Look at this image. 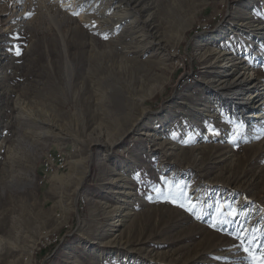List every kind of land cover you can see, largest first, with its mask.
<instances>
[{
	"label": "rangeland",
	"instance_id": "rangeland-1",
	"mask_svg": "<svg viewBox=\"0 0 264 264\" xmlns=\"http://www.w3.org/2000/svg\"><path fill=\"white\" fill-rule=\"evenodd\" d=\"M131 1L103 26L0 0V264H261L264 121L198 115L229 58L264 90V0Z\"/></svg>",
	"mask_w": 264,
	"mask_h": 264
},
{
	"label": "bare ground",
	"instance_id": "bare-ground-1",
	"mask_svg": "<svg viewBox=\"0 0 264 264\" xmlns=\"http://www.w3.org/2000/svg\"><path fill=\"white\" fill-rule=\"evenodd\" d=\"M97 3L96 0H11L8 5V12L10 19L17 21L24 16L22 14L17 15L21 7L24 8L22 11H25V8L35 5L47 11L54 8L59 13H65V16L68 18L78 17V19H86L92 22L95 20L96 23H100L103 26L112 24L121 26L131 18L135 20L140 14L132 6L131 0H101L100 4L97 5ZM91 4H93V7L96 6L99 11L98 13H100L96 19H93L88 14V9L84 10V6L89 7ZM74 13L78 14L74 15ZM50 18L53 19L51 13ZM224 37L221 33L215 34L209 37V39L219 42ZM222 68L223 76L218 81H212L210 85L205 87L207 99L211 100V106L204 103L198 117L207 115L211 117L215 115L217 120H221L219 114H225L231 122L237 120L242 125L244 123L250 124L249 129L251 130L255 127L254 124L264 121V90L259 87L257 71L253 69L240 71L231 58L226 61ZM190 76L191 72L186 75L188 81L196 80V78ZM255 98L258 100L254 101ZM161 127L159 135L166 129V121H162ZM203 136L210 141L226 140L227 138L224 132L215 131L210 127L206 128ZM107 146L109 148L111 144H107ZM68 163L69 156L67 152L59 150L56 153L50 154L43 161L40 170L42 182L48 179L54 172L66 168Z\"/></svg>",
	"mask_w": 264,
	"mask_h": 264
},
{
	"label": "snow or ice",
	"instance_id": "snow-or-ice-1",
	"mask_svg": "<svg viewBox=\"0 0 264 264\" xmlns=\"http://www.w3.org/2000/svg\"><path fill=\"white\" fill-rule=\"evenodd\" d=\"M75 14H78V13H74V15H75ZM104 38H105V39H107V37H106V36H105ZM16 54H17V55H19V54H20V52H19V51H17V52H16ZM193 207H194V206H193ZM189 210H190V211H192L193 209H192V208H190ZM261 247H262V249H264V245H262ZM245 251H249V250H248V249H245ZM261 264H264V256H262Z\"/></svg>",
	"mask_w": 264,
	"mask_h": 264
},
{
	"label": "trees",
	"instance_id": "trees-1",
	"mask_svg": "<svg viewBox=\"0 0 264 264\" xmlns=\"http://www.w3.org/2000/svg\"><path fill=\"white\" fill-rule=\"evenodd\" d=\"M186 85H187V84H185L183 88H185V87H186ZM158 96H159V95H156V97H155V98H157Z\"/></svg>",
	"mask_w": 264,
	"mask_h": 264
},
{
	"label": "built area",
	"instance_id": "built-area-1",
	"mask_svg": "<svg viewBox=\"0 0 264 264\" xmlns=\"http://www.w3.org/2000/svg\"><path fill=\"white\" fill-rule=\"evenodd\" d=\"M43 170H44V168H43ZM40 181L42 182V179Z\"/></svg>",
	"mask_w": 264,
	"mask_h": 264
}]
</instances>
